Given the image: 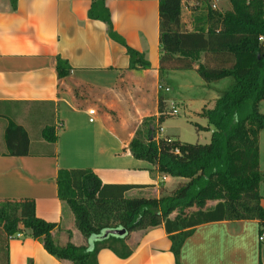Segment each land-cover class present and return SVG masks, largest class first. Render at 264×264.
I'll list each match as a JSON object with an SVG mask.
<instances>
[{"label": "crops", "instance_id": "0c3cea01", "mask_svg": "<svg viewBox=\"0 0 264 264\" xmlns=\"http://www.w3.org/2000/svg\"><path fill=\"white\" fill-rule=\"evenodd\" d=\"M158 2L106 0L114 30L150 64L130 69L125 48L108 36L107 24L88 17L92 0H16L15 6L11 0H0V201L32 199L37 217L57 223L53 236L61 245L70 241L84 246L86 238L58 197L59 169H90L106 184L149 186L132 189L128 196L155 191L168 177L134 158L128 148L146 119L158 121V97H163L165 107L169 100L163 92L169 87L159 77ZM185 2L193 5V0ZM187 13L182 23L190 30L193 9ZM57 57L72 68L65 78L55 71ZM159 83L164 88L159 89ZM200 85L211 100L224 88L217 82ZM20 107L28 110L18 112ZM258 109L264 115V99ZM10 122L27 131L28 155L7 152L4 133ZM46 127L53 129L52 142L43 135ZM258 145L264 210V129ZM20 234L9 240V264H71L49 254L27 232ZM259 234L255 219L197 225L180 247L179 264H264ZM125 243L132 250L128 258L101 249L98 264H176L162 225L131 231Z\"/></svg>", "mask_w": 264, "mask_h": 264}, {"label": "trees", "instance_id": "16d2710c", "mask_svg": "<svg viewBox=\"0 0 264 264\" xmlns=\"http://www.w3.org/2000/svg\"><path fill=\"white\" fill-rule=\"evenodd\" d=\"M184 1L158 2L159 77L162 81L168 71L193 69L207 84L229 79L227 86L217 90L213 107L202 110L211 127L210 141L192 144L170 137L155 138V124L150 119L145 131L141 126L136 129L128 148L134 158L152 164L165 175L186 178L187 182L167 196H128L132 189L149 186L106 184L90 169H59L58 197L71 210L74 226L86 238V245L70 241L59 244L53 236L57 223L37 217L32 199L3 200L0 264H9V240L21 232L39 240L59 260L98 264L101 249L128 258L132 250L125 238L131 231L162 225L179 264L180 247L197 225L255 219L260 232L264 231L258 145L259 132L264 129V115L258 109L264 99V0H231L232 8L225 12L213 9L209 0H204L208 4L193 18L190 30L182 23ZM11 2L15 6L16 0ZM88 17L107 24L108 36L125 48L130 69L150 67L143 54L114 30L106 0H92ZM71 69L65 59L56 58L58 78L67 77ZM164 108L160 95L158 123L163 120ZM43 135L50 142L54 140L52 127H46ZM4 138L10 155L29 154L30 140L23 126L10 122ZM208 202L213 204L206 206ZM193 206H198L197 210L189 214L170 216L176 209L184 211ZM115 228L125 229L126 234L101 237L106 229Z\"/></svg>", "mask_w": 264, "mask_h": 264}, {"label": "rangeland", "instance_id": "374dc122", "mask_svg": "<svg viewBox=\"0 0 264 264\" xmlns=\"http://www.w3.org/2000/svg\"><path fill=\"white\" fill-rule=\"evenodd\" d=\"M204 0H199L193 5H189L187 2L184 3L183 19L189 18L188 10L193 9L192 17L201 13V8L205 6ZM213 9L220 12L228 11L232 8L231 0H209ZM213 4L215 6H213ZM196 6V7H195ZM187 8V10H186ZM191 17V19H192ZM163 81L168 85L169 90L163 89V92L169 97L166 107L163 110V120L158 123L154 121V136L159 137H170L180 140L186 143H199L206 144L210 141L211 131L208 125V120L200 114L202 108H212L215 100H211L210 94L201 87L200 82L203 79L197 74L195 70L186 71H168ZM229 79L225 78L219 80L217 84L221 87L227 86ZM162 86V84L159 83ZM164 88V86H162ZM159 90V89H158ZM173 109L176 110L172 113ZM28 110V108L20 107L18 112H23ZM150 118L146 119L142 123V129L145 131L147 127V122ZM98 122L90 124L89 128L92 129L97 126ZM160 127V129H159ZM209 127V129H207ZM187 182L186 178L181 177H165L164 183H160L157 190H147L145 192H136L129 195L133 196H148V197H162L167 196L173 192L179 185ZM212 203H206V206ZM198 206H193L191 208H186L184 211L176 209L170 216L175 218L179 216L182 212L189 214L197 210Z\"/></svg>", "mask_w": 264, "mask_h": 264}, {"label": "water", "instance_id": "95a60500", "mask_svg": "<svg viewBox=\"0 0 264 264\" xmlns=\"http://www.w3.org/2000/svg\"><path fill=\"white\" fill-rule=\"evenodd\" d=\"M125 234H126V230L123 228L106 229L104 233L101 235V237L105 238L109 235L123 236Z\"/></svg>", "mask_w": 264, "mask_h": 264}, {"label": "built area", "instance_id": "2783aa9c", "mask_svg": "<svg viewBox=\"0 0 264 264\" xmlns=\"http://www.w3.org/2000/svg\"><path fill=\"white\" fill-rule=\"evenodd\" d=\"M213 6H215V5L213 4ZM259 39H260V40H263V37H260ZM161 88H163V87H162L161 85H159V89H161ZM164 89H165V90H168L167 87H165ZM175 112H176V110L173 109L172 113H175ZM93 113H94L93 110H89V114H93ZM89 120L92 121L93 118H90ZM20 235H21L20 233L15 234V236H17V237H19ZM259 240L262 241V242H264V231H261V232H260V234H259Z\"/></svg>", "mask_w": 264, "mask_h": 264}]
</instances>
